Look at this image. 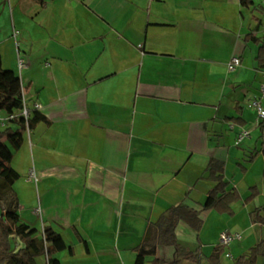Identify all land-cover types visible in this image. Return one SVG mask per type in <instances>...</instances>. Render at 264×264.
Here are the masks:
<instances>
[{
    "label": "crops",
    "instance_id": "1",
    "mask_svg": "<svg viewBox=\"0 0 264 264\" xmlns=\"http://www.w3.org/2000/svg\"><path fill=\"white\" fill-rule=\"evenodd\" d=\"M259 22L264 0H0L2 68L48 121L26 129L14 153L17 212L74 250L54 258L135 264L149 226L179 205L203 222L178 225V243L197 254L182 264H236L264 241L254 217H264V133L250 106L264 67L246 39ZM256 36L264 39L261 29ZM233 57L241 66L230 72ZM242 131L249 136L237 145ZM211 160L240 195L232 215L203 208ZM223 232L241 238L225 249ZM157 257L175 260V247L160 243Z\"/></svg>",
    "mask_w": 264,
    "mask_h": 264
},
{
    "label": "trees",
    "instance_id": "2",
    "mask_svg": "<svg viewBox=\"0 0 264 264\" xmlns=\"http://www.w3.org/2000/svg\"><path fill=\"white\" fill-rule=\"evenodd\" d=\"M254 1L241 0V4L245 8H250L254 5ZM261 25L259 22L254 31L246 37L248 41L260 46L257 56L260 68L264 67V39L257 37L256 33L260 31ZM22 88L20 79L13 72L4 70L0 61V110L19 113L23 108ZM228 121L240 122L235 118ZM41 122L48 121L40 111L33 112L29 129H33ZM14 125L0 129V206H3L5 212L0 217V264H38L37 259L42 256L48 257L47 264H62L59 259L53 257L54 254L68 250L73 255L74 250L68 247L60 233L51 227H46L43 235H40L37 230L20 223L17 212L18 198L13 188L20 174L13 168L12 162L15 151L19 150L24 142V131L27 127L23 118L16 120ZM259 128L263 134L264 120L260 122ZM208 172L215 186L203 204L204 210H215L219 214L232 215V205L240 200V195L235 190L227 191L224 163L211 160ZM254 195L255 193L251 197ZM261 212L262 210H257L254 217L264 223ZM181 222L196 230H200L203 225L196 210L186 205L172 207L167 214L162 215L157 222L149 226L143 243L137 249L135 264H146L148 258H152L151 264H182L183 260L195 262L197 254L178 243L176 231ZM16 241L20 245L19 248H15ZM160 243L175 247V260L164 262L157 257ZM85 247L88 250L86 243ZM262 255H264V241L251 249L248 255L241 256L236 264H256ZM214 261L217 262L216 259Z\"/></svg>",
    "mask_w": 264,
    "mask_h": 264
},
{
    "label": "built area",
    "instance_id": "3",
    "mask_svg": "<svg viewBox=\"0 0 264 264\" xmlns=\"http://www.w3.org/2000/svg\"><path fill=\"white\" fill-rule=\"evenodd\" d=\"M261 31L264 35V23L262 24ZM18 66L19 69L22 70L25 66V60L22 57H18ZM241 66V59L239 57H233L228 63V70L230 72L236 71ZM22 100H23V108L19 113H7L3 110H0V129H7L10 126H13L15 121L19 118H23L29 130V121L31 119V115L35 111H40L42 109V105L40 103H34L33 106H29L27 100L25 98V91L22 88ZM251 108L256 111L258 120L261 122L264 120V82L260 87V93L257 98H255L251 102ZM249 136L247 131H242L238 134L236 144H240L246 137ZM36 178V173L34 170H31L29 173V179L34 180ZM40 210L37 211L39 213ZM240 234H232L230 232H223L220 236V245L223 248H229L230 245L235 241L240 239ZM228 257H231V254H227Z\"/></svg>",
    "mask_w": 264,
    "mask_h": 264
},
{
    "label": "rangeland",
    "instance_id": "4",
    "mask_svg": "<svg viewBox=\"0 0 264 264\" xmlns=\"http://www.w3.org/2000/svg\"><path fill=\"white\" fill-rule=\"evenodd\" d=\"M37 262H38V264H46V256L40 257Z\"/></svg>",
    "mask_w": 264,
    "mask_h": 264
}]
</instances>
